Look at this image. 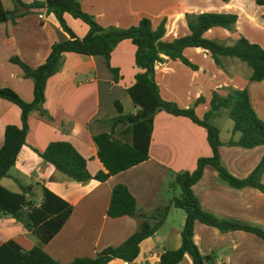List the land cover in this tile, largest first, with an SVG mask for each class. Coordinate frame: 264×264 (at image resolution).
Listing matches in <instances>:
<instances>
[{
  "label": "crops",
  "instance_id": "1",
  "mask_svg": "<svg viewBox=\"0 0 264 264\" xmlns=\"http://www.w3.org/2000/svg\"><path fill=\"white\" fill-rule=\"evenodd\" d=\"M248 1V7L242 5L241 0H80L79 6L103 26L126 27L136 23L141 16L148 17L151 26H155L164 19V40L188 32L185 12H233L236 14L233 31L212 26L202 35L226 42L242 35L264 48V6L254 0L255 5L252 0ZM0 5L10 9L13 4L11 0H0ZM63 16L77 36L84 35L87 30L84 22L68 13ZM66 37L51 12H28L17 17L14 23L9 19L0 22V86L11 88L21 99L29 101L32 82L21 75L19 67L9 62L8 57L16 55L34 66L44 60L52 42ZM133 52L134 46L129 39L119 40L111 50L109 62L117 67L119 74L116 82L112 81L101 56L64 52L61 67L48 76L44 84L43 106L50 118H43L35 110L28 114L24 143L8 170L9 176L0 179V183L12 191H16L17 186L11 177L23 184H34L36 196L40 193L39 186H44L71 206L63 224L42 246L47 254L61 263L76 256H92L107 245H116L135 229L136 222L132 217H110L105 213L113 184L123 183L136 204L149 210L165 198L162 187L170 172L192 170L197 157L210 154L202 126L186 116L162 110L156 111L152 117L147 158L102 181L67 179L32 149L41 151L51 140H66L85 158L89 173L102 169L86 124L97 119L93 129L107 130L109 119L115 114L114 99L119 100L123 113L134 111L135 107L124 92L137 71ZM182 54L196 68L186 66L179 59H166L153 66L161 98L173 101L179 107H187L201 96L202 100L193 105L195 114L200 117L208 108L212 90L223 94L227 86L245 88L255 115L264 121V77L249 80L250 68L244 71L235 58H223V66L219 67L201 47L186 46ZM8 123L19 125V108L0 98V145L3 127ZM228 137L219 139L225 141ZM218 152L228 172L243 177L258 161L263 147L222 143ZM3 179L8 180L7 184ZM260 180L264 183V167ZM11 185L13 188L9 187ZM191 189L205 210L264 227V193L258 189L229 186L218 179L216 171L208 164L203 166ZM183 218L182 209L170 207L163 223L139 243L138 253L131 262L112 258L106 264H158L162 251L179 245ZM7 239H12L22 249H28L35 241L19 222L0 215V243ZM192 240L201 254L214 251L215 264H264V240L248 231H219L195 221ZM176 264H190V257L185 254Z\"/></svg>",
  "mask_w": 264,
  "mask_h": 264
},
{
  "label": "trees",
  "instance_id": "2",
  "mask_svg": "<svg viewBox=\"0 0 264 264\" xmlns=\"http://www.w3.org/2000/svg\"><path fill=\"white\" fill-rule=\"evenodd\" d=\"M11 1L13 5L10 9L2 8L0 5V22L9 19L14 23L17 17L28 12H51L67 37L52 42L44 60L34 66L27 64L16 55L8 57L9 62L19 67L21 75L31 80L32 97L29 101H24L11 88L0 86V98L11 101L19 108V125L8 123L3 127L0 145V179L9 176L8 170L24 143L28 114L35 110L43 118H50L43 106L44 84L47 77L61 67L63 53L71 51L101 56L104 65L111 73L112 81L116 82L119 78L118 69L110 64L109 55L121 39H129L134 46L133 64L137 71L133 75L132 83L124 89V92L135 109L133 112L123 113L119 100L114 99L112 107L115 114L109 119L107 130L93 129L92 125L98 121L97 119L86 124L102 169L93 174L89 173L85 166V158L66 140H51L41 151L32 149L43 161L50 163L67 179L77 182L89 179L102 181L109 175L147 158L152 117L156 111L162 110L173 115L186 116L193 123L202 126L210 154L197 157L192 170L170 172L162 187L165 198L157 201L149 210L141 209L136 204L135 198L123 183L113 184L105 213L110 217L121 215L132 217L136 222L135 229L116 245H107L92 256H76L65 263L53 259L42 246L63 224L71 206L44 186H39L40 193L36 196L34 184H23L17 178L11 177L17 190L12 191L0 183V215L10 216L19 222L35 237V241L28 249H22L12 239L1 242L0 264H106L112 258L131 262L138 253L139 243L152 235L163 223L170 207L180 208L184 212L180 243L174 249L162 251L158 256V264H176L185 254L190 257V264H215L214 251L201 254L192 240L195 221L213 226L219 231L245 230L264 240V227L221 217L205 210L191 189V185L200 177L203 166L208 164L213 167L218 179L223 183L236 188L251 186L264 193V183L260 180L264 167V121L255 115L246 89L227 86L223 94L212 90L207 110L198 117L193 105L202 100L201 96L187 107H179L173 101L160 97L154 80V64L166 59H179L186 66L196 68V65L182 54V49L186 46L201 47L219 67L223 66L222 59L225 57L239 59L250 68L249 80L262 79L264 48L259 44L249 41L242 35L229 42L202 35L212 26L233 31L235 13L185 12L184 19L188 32L164 40L162 39L164 19H160L155 26H151L146 16H141L136 23L126 27L103 26L96 22L91 14L80 8V0ZM254 2L264 6V0H254ZM64 13L87 25L84 35L77 36L74 33L66 23ZM223 112L231 120L230 135L225 141L219 139L216 126L209 121ZM222 143L241 147L261 145L263 152L245 176L236 177L229 173L220 161L218 146Z\"/></svg>",
  "mask_w": 264,
  "mask_h": 264
},
{
  "label": "rangeland",
  "instance_id": "3",
  "mask_svg": "<svg viewBox=\"0 0 264 264\" xmlns=\"http://www.w3.org/2000/svg\"><path fill=\"white\" fill-rule=\"evenodd\" d=\"M241 2H242V5H244L245 7L249 6V1L248 0H241ZM251 2H252L253 5H255L253 0ZM250 7H252L251 4H250ZM234 60H236V62L240 65V67L242 69H244V71L245 70H249V67L244 62H242V61H240L239 59H236V58ZM209 121L213 125H215L216 128L218 129V137L219 138L220 137H222V138L228 137V135L230 134V131H229V133H227V130H228V128H230L231 120L225 115L224 112L221 113L220 115H218L217 117H215L214 120L211 119ZM7 181H8L7 179H3V182L5 184H7ZM9 187L13 188L12 185L9 186Z\"/></svg>",
  "mask_w": 264,
  "mask_h": 264
},
{
  "label": "built area",
  "instance_id": "4",
  "mask_svg": "<svg viewBox=\"0 0 264 264\" xmlns=\"http://www.w3.org/2000/svg\"><path fill=\"white\" fill-rule=\"evenodd\" d=\"M39 17H41V15L39 14Z\"/></svg>",
  "mask_w": 264,
  "mask_h": 264
}]
</instances>
